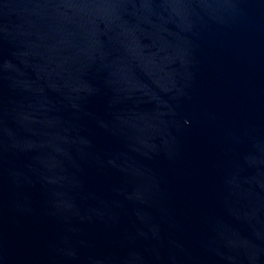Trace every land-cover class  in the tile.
Masks as SVG:
<instances>
[{
  "label": "water",
  "instance_id": "obj_1",
  "mask_svg": "<svg viewBox=\"0 0 264 264\" xmlns=\"http://www.w3.org/2000/svg\"><path fill=\"white\" fill-rule=\"evenodd\" d=\"M0 264H264V0H0Z\"/></svg>",
  "mask_w": 264,
  "mask_h": 264
}]
</instances>
